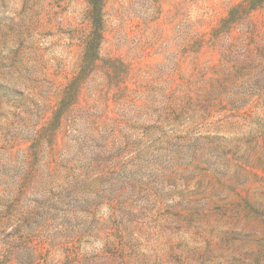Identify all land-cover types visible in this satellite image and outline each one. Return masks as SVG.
I'll return each instance as SVG.
<instances>
[{"label": "rangeland", "instance_id": "1", "mask_svg": "<svg viewBox=\"0 0 264 264\" xmlns=\"http://www.w3.org/2000/svg\"><path fill=\"white\" fill-rule=\"evenodd\" d=\"M244 1L0 0V264H264Z\"/></svg>", "mask_w": 264, "mask_h": 264}, {"label": "trees", "instance_id": "2", "mask_svg": "<svg viewBox=\"0 0 264 264\" xmlns=\"http://www.w3.org/2000/svg\"><path fill=\"white\" fill-rule=\"evenodd\" d=\"M257 1L258 0H246L243 3L237 4L234 8L230 10L228 17L223 19L222 25H225L229 22H232L234 19H236L238 17L236 16V12L240 14H244L248 10L252 9L256 5ZM90 4H91V8L88 11V16L94 19L95 12L97 11V8H98L99 0H90ZM219 29L220 27L215 29V31H218ZM98 33H99L98 28L93 23L92 30H91V36L87 39V44L91 43L94 37L98 35Z\"/></svg>", "mask_w": 264, "mask_h": 264}]
</instances>
